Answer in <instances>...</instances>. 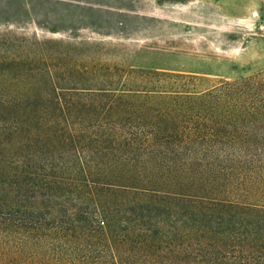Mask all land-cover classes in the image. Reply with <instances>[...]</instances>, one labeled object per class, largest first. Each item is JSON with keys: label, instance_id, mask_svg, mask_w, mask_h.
Wrapping results in <instances>:
<instances>
[{"label": "trees", "instance_id": "16d2710c", "mask_svg": "<svg viewBox=\"0 0 264 264\" xmlns=\"http://www.w3.org/2000/svg\"><path fill=\"white\" fill-rule=\"evenodd\" d=\"M28 42L0 34L29 87L0 89V227L70 264H264V73L183 111L124 93L66 105Z\"/></svg>", "mask_w": 264, "mask_h": 264}, {"label": "rangeland", "instance_id": "374dc122", "mask_svg": "<svg viewBox=\"0 0 264 264\" xmlns=\"http://www.w3.org/2000/svg\"><path fill=\"white\" fill-rule=\"evenodd\" d=\"M0 34L38 43L66 105L124 93L183 111L185 95L264 73L250 69L264 59V0H0ZM19 73L0 65V89L27 91ZM21 238L0 227V264H70Z\"/></svg>", "mask_w": 264, "mask_h": 264}, {"label": "crops", "instance_id": "0c3cea01", "mask_svg": "<svg viewBox=\"0 0 264 264\" xmlns=\"http://www.w3.org/2000/svg\"><path fill=\"white\" fill-rule=\"evenodd\" d=\"M250 69H253V70L254 69L255 70L264 69V59L262 61H259L258 63H255L253 66H250ZM236 77H238V76L236 75Z\"/></svg>", "mask_w": 264, "mask_h": 264}]
</instances>
